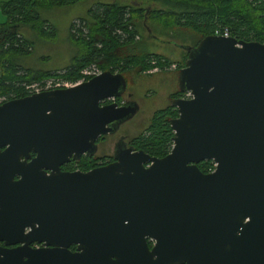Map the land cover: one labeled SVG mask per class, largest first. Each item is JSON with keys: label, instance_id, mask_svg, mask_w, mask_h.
Segmentation results:
<instances>
[{"label": "water", "instance_id": "1", "mask_svg": "<svg viewBox=\"0 0 264 264\" xmlns=\"http://www.w3.org/2000/svg\"><path fill=\"white\" fill-rule=\"evenodd\" d=\"M180 47L177 89L191 96L170 101L161 157L117 145L110 163L59 169L138 110L101 104L125 91L120 72L0 103V241L20 243L0 264H264V42Z\"/></svg>", "mask_w": 264, "mask_h": 264}, {"label": "trees", "instance_id": "2", "mask_svg": "<svg viewBox=\"0 0 264 264\" xmlns=\"http://www.w3.org/2000/svg\"><path fill=\"white\" fill-rule=\"evenodd\" d=\"M79 1L82 0H0V11L4 16L0 21V96L3 97L0 103L27 95L29 90L25 86L42 78L74 81L79 70L92 63L101 71L120 72L124 77L130 72L143 73L152 67H168L171 62L167 58L138 51L143 36L137 28L147 21L153 33L159 30L168 38L182 40L190 46L196 45L203 36L221 33L224 29L228 36L239 40L264 42V0H151L166 7L149 5L147 11L140 4L97 2L86 10L90 20L77 19L80 26L69 33V39L77 45L79 53L66 67L59 71H36L16 66L12 57L27 55L32 46L23 35V28L38 38H52L54 28L40 12ZM185 57L186 51L177 68L183 65ZM171 107L166 105L153 112L144 131L134 139L135 148L157 157L170 150L172 130L168 120L176 115ZM197 167L201 172H208L212 161H200Z\"/></svg>", "mask_w": 264, "mask_h": 264}, {"label": "rangeland", "instance_id": "3", "mask_svg": "<svg viewBox=\"0 0 264 264\" xmlns=\"http://www.w3.org/2000/svg\"><path fill=\"white\" fill-rule=\"evenodd\" d=\"M108 1H115L119 4L139 5V0H82L72 5L45 9L40 12V15L53 26L54 36L52 38H38L27 28H23V35L31 41L32 46L30 53L27 55L12 57L17 64L16 66L36 71H54L55 69L59 71L61 68L66 67L70 63L71 58L79 53L77 45L69 39L73 21L79 18H85L89 21L90 18L86 15V10L94 3ZM140 5H150L154 8L160 7L163 9L166 7L163 3L151 0H140ZM3 20L4 16L0 11V21ZM146 23L143 22V29L141 26L137 28L139 34L143 36L138 51L158 54L167 58L171 63L163 69L152 67L143 73L130 72L125 75L126 86L132 94L131 98L139 107L137 113L131 119L121 123L118 128L121 135L128 137H131L139 130L144 131L153 112L169 103V93L177 85V73L173 71L172 66H176L183 60L184 49L180 47V44L186 45L183 44L182 40H177L173 37L168 38L165 34L160 33L159 30L154 31L155 33H153L152 29L147 31L146 27H150L149 22L147 21ZM152 34L155 35L156 39L152 37ZM42 80L44 78L38 81ZM0 99L2 100L3 97L0 96ZM106 153H110L108 146L107 148L102 147V150L100 149V152H98L99 155Z\"/></svg>", "mask_w": 264, "mask_h": 264}, {"label": "flooded vegetation", "instance_id": "4", "mask_svg": "<svg viewBox=\"0 0 264 264\" xmlns=\"http://www.w3.org/2000/svg\"><path fill=\"white\" fill-rule=\"evenodd\" d=\"M144 7L146 8L145 11H147L150 6L149 5H145ZM149 29L150 28H148V26H147L146 30L148 31ZM154 36L155 35L152 34L153 38H155ZM172 67H173V71H175L177 73V70H178L177 66L173 65ZM124 79H125V84H126V78L124 77ZM131 95L132 94L130 92V89H128L127 86H126L125 87V91L121 95H119L118 97L111 98V99H105L104 101L101 102V104H108V103H111V102H115V103H117V105H120V104H123V103L135 102L134 100H132ZM183 95H184V93L179 92L178 89H177V85H176V88L169 93V96H168L169 103L167 105H170V101L172 100V98H174V97H182L183 98ZM171 108H174V107L172 106ZM138 109H139V107H138ZM137 111H136V113H137ZM131 118H129V119H131ZM120 124H119V126H120ZM119 126H118V128H119ZM118 128L115 131L111 132V133H107L105 135H99L95 139V144H96V147H97L95 153H93L91 155L83 153L76 159L73 158L72 156H70L67 161L63 162L59 166L60 171H62V172H73V171L86 172V171H88L90 169H93L95 167H98L100 165H104V164L110 163V162L113 161L112 154H113V151H114V149H115V147L117 145H119V146L125 145L126 147L127 146H131L132 150H142L140 148H135L134 144H133L134 141H135L134 139L137 136L140 135L142 130H139L137 133H135L131 137H128V136L121 135L120 131L118 130ZM107 146H108V148L110 150V153L99 155L98 152H100V149L102 150V147L107 148ZM30 155L34 156V153L30 152ZM150 156H152V155H150ZM154 157H157V156H154ZM213 164L214 163L212 162V168L208 172H210V171H212L214 169ZM14 178H17V176H15ZM152 242H153L152 240H148L147 241V244H148L149 247L152 245ZM18 245H20V243L6 245V244L3 243V241H0V247H4V248H7V249L14 248V247H16ZM29 247L31 249H39V248H45V247L47 248L49 246H43L42 243H38V242H32V243L29 244ZM67 250L69 252H71V253L76 252V244L70 243L67 246ZM183 264H185V263H183Z\"/></svg>", "mask_w": 264, "mask_h": 264}, {"label": "built area", "instance_id": "5", "mask_svg": "<svg viewBox=\"0 0 264 264\" xmlns=\"http://www.w3.org/2000/svg\"><path fill=\"white\" fill-rule=\"evenodd\" d=\"M78 26H80V23L76 19L75 21H73L71 29L73 30L74 28H77ZM214 34L215 35H221V36H228V32L226 29L222 30L221 33L215 32ZM100 72H101V70L94 63H92V64H89V65L81 68L79 70V76L74 81H67V80L61 79L59 77H48L42 81L32 82V83L26 85L25 88L29 90L28 94H30L32 92H38V91H42V90L70 87V86L75 85L79 82H82V81H84V80H86V79H88L94 75H97ZM190 96L191 95H190L189 91H186V92H184L183 98H190ZM213 166H214V164H213Z\"/></svg>", "mask_w": 264, "mask_h": 264}]
</instances>
